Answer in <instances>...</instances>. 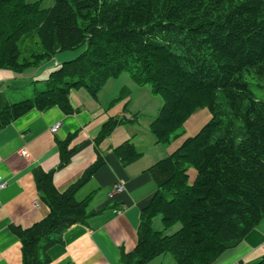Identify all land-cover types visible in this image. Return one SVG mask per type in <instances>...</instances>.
Masks as SVG:
<instances>
[{
	"label": "trees",
	"instance_id": "1",
	"mask_svg": "<svg viewBox=\"0 0 264 264\" xmlns=\"http://www.w3.org/2000/svg\"><path fill=\"white\" fill-rule=\"evenodd\" d=\"M22 49L26 55L20 57ZM80 49L32 98L8 103L0 92V129L31 109L58 106L69 114L71 90L84 88L95 98L134 55L142 70L136 83L162 100L149 119L156 142L203 105L211 118L150 169L157 190L142 211L137 244L122 260L146 264L170 254L175 264H210L264 218V100L251 87L264 91V0H53L46 9L37 2L0 0V69L19 75L51 55ZM124 124L108 121L99 138ZM113 152L128 165L144 149L123 143ZM102 163L97 160L62 194L50 175H38L49 215L22 235L16 232L23 264H47L39 253L53 243L50 236L86 219L88 200L77 202L74 194ZM157 214L165 230L175 224L179 229L171 235L155 231Z\"/></svg>",
	"mask_w": 264,
	"mask_h": 264
},
{
	"label": "crops",
	"instance_id": "2",
	"mask_svg": "<svg viewBox=\"0 0 264 264\" xmlns=\"http://www.w3.org/2000/svg\"><path fill=\"white\" fill-rule=\"evenodd\" d=\"M52 67V61L41 63L28 68L32 70L24 71L21 78L0 69V92L8 103L10 98L18 102L11 93L27 80H47ZM68 102L69 114L58 106L31 109L0 129V176L7 184L0 190V264H23L19 234L49 215L37 187L38 175H50L62 194L99 159L101 167L74 194L77 202L88 200L86 219L52 234L53 243L40 251V259L47 264H124L122 257L137 244L142 211L157 190L152 188L150 169L132 166L135 161L124 165L113 152L116 147L99 138L103 125L115 116L112 103L108 106L99 93L94 98L84 88L71 90ZM57 123L59 130L51 133ZM119 180L125 182V191L112 200L109 194ZM262 259L264 218L210 264H257Z\"/></svg>",
	"mask_w": 264,
	"mask_h": 264
},
{
	"label": "rangeland",
	"instance_id": "3",
	"mask_svg": "<svg viewBox=\"0 0 264 264\" xmlns=\"http://www.w3.org/2000/svg\"><path fill=\"white\" fill-rule=\"evenodd\" d=\"M28 3H39L42 8H50L53 5V0H25ZM27 43V42H26ZM29 44V43H28ZM28 44L25 48L28 47ZM31 45V42L30 44ZM23 50V49H22ZM84 49H80L75 52H59L55 55H51L48 61L54 63V67L49 70H57L63 63L72 62L80 55ZM25 50L21 52V56L26 55ZM19 58V62H21ZM40 63V64H41ZM39 66V65H38ZM35 66V67H38ZM123 68L116 78H109L105 81V84L99 91V95L102 96L103 100L109 106L112 103V110L114 115L112 119L119 122L126 123H136V120L141 118L138 124L133 125H119L104 138V142L115 148L123 143H128L134 147L143 148V155L137 159L132 166L140 167L141 165H148V169L153 168V166L162 159H165L173 152H175L181 145V143L189 137L195 136L201 128L209 122L211 116L209 112L208 105H203L202 107L196 109L189 118L171 133L168 138L164 141L156 142L151 131L149 129L148 121L151 118L157 116L158 111L161 107L162 100L159 96H155L148 85H139L136 83L135 78L142 74V70L135 61V56L131 55L127 58L126 63H122ZM30 67H26L21 71V74L16 75L19 78L22 77L23 72ZM68 68H72L69 66ZM7 70V69H5ZM52 71V72H53ZM28 75V74H26ZM44 80V81H43ZM46 82L44 78H33L31 80L25 81L20 84L19 89L12 92L10 97L13 96L15 101H21L26 98H32L36 90H40L43 84ZM252 89L259 99L264 100V91L256 87L255 83L251 84ZM59 99V96L56 95ZM11 103L14 100L9 99ZM138 116V117H137ZM3 123L0 121V124ZM106 146V147H108ZM195 177V170L190 165L188 172V181L192 183ZM152 188L157 189L156 185L152 183ZM180 225L175 224L168 229H164L162 218L160 215H155L152 219V228L155 231H163L166 235H171ZM232 243H229L231 245ZM146 264H175L173 258L170 254L158 256Z\"/></svg>",
	"mask_w": 264,
	"mask_h": 264
},
{
	"label": "built area",
	"instance_id": "4",
	"mask_svg": "<svg viewBox=\"0 0 264 264\" xmlns=\"http://www.w3.org/2000/svg\"><path fill=\"white\" fill-rule=\"evenodd\" d=\"M61 124L57 123L54 126H52L50 128V132L51 133H57V131L59 130ZM6 182L5 180L2 178V176H0V190H3L6 188ZM125 182L123 180H119L114 186L113 189L111 191V193L109 194V198L110 199H114L116 195L121 194L125 191Z\"/></svg>",
	"mask_w": 264,
	"mask_h": 264
}]
</instances>
